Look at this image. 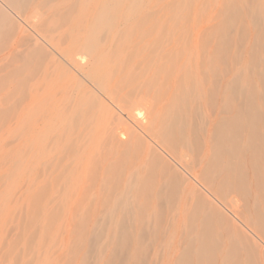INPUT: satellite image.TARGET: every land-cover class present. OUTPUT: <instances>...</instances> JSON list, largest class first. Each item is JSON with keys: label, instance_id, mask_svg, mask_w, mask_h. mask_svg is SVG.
Segmentation results:
<instances>
[{"label": "rangeland", "instance_id": "obj_1", "mask_svg": "<svg viewBox=\"0 0 264 264\" xmlns=\"http://www.w3.org/2000/svg\"><path fill=\"white\" fill-rule=\"evenodd\" d=\"M87 1L0 0V264H264V0H107L117 9L102 32L93 19L101 1L77 14ZM91 21L93 32L107 34L96 33L97 49L105 42L121 54L118 94L131 93L154 133H141L135 154L127 134L108 133L77 160L73 146L70 163L52 134L44 143L50 137L56 149L51 141L29 146L27 78L34 71L49 85L42 72L51 58L48 73H73L62 55L88 56L74 39L88 35ZM145 80L149 89L138 86ZM166 105L187 126L177 128L170 151L157 118ZM235 111L246 128L226 123ZM150 146L187 178L173 194L136 193L134 172L148 175ZM154 175L160 184L168 179L161 162ZM203 216L211 217L207 237Z\"/></svg>", "mask_w": 264, "mask_h": 264}, {"label": "bare ground", "instance_id": "obj_2", "mask_svg": "<svg viewBox=\"0 0 264 264\" xmlns=\"http://www.w3.org/2000/svg\"><path fill=\"white\" fill-rule=\"evenodd\" d=\"M99 1H101V3H100V5H97V6H96V2L93 0H88L87 3H85L88 6H86V5L84 6L82 3L81 4L82 7L79 5V7H81V9L78 8V10H80V11L77 12V14L79 13V15H83V13H82V12H84L83 10H85L88 7L85 10L86 11L85 13L89 15V12H90L88 10V9H90L89 4L90 3L93 4V2H95L93 4V7L95 5V8L96 7L97 8L95 11V17L93 16L94 17L93 19L98 20L100 30L99 29H97V30L99 32H102L101 30H104L103 28H105V29L108 28V26L105 27V24L108 23V19H109L110 14L114 13L117 8L115 6H112L111 3L108 2L107 0H99ZM82 8H84V9H82ZM91 9H92V6H91ZM80 12L82 14H80ZM90 16L85 15L83 17L84 18L88 17L91 20L92 16L91 17ZM93 19H92V21H93ZM92 21H91V23L89 22L90 24L86 25V27H85V29L88 32V35L83 39L80 38V40L74 39V43H77V45L80 49L87 50L88 56H84V57H88V60H86V61L84 60L85 62H82V59L84 58L83 57L81 59L79 58L81 61L77 62L73 58L74 54H63L62 56L65 59V62L73 69V73H71L72 71L65 69V71H68V72H60L59 71V72L51 75L50 73H48L49 72L48 70L51 68V65H50L51 61H52L53 65L55 63H57L56 59L51 58L49 66H46L44 73L42 72L43 75L45 74L46 76H49V80H48L49 85L47 84V80L43 81L44 79H38L39 78L38 76H37V79L35 80V75H33L35 72L33 71L34 72L33 73L31 71V69L34 68L32 65H31V69L29 67L30 72H32V73H31V75H28L29 79L27 78L28 87H29V91H30V97H29L30 100H29V109H28V122L30 124L29 125L30 126V131H29L30 132V137H29L30 138V144H29V146L31 147V149L32 148L34 149V147L38 144L40 146V149H41L42 145L45 144L44 143V140H46L44 138L45 135L47 134L46 136L48 138L49 134H52L51 137L53 136L54 141H56V143H57V147H58L57 150L60 154L61 159L64 158L65 162H66V160L67 161L70 160L69 161L70 163L72 162L73 157H75L74 159L77 160V159H79V156H83L82 152H88V154H91V153L95 152L96 147L99 149V146L101 144V141L99 140V138H101L104 135H107L108 133L111 134V133H114L116 131H119L120 133L123 132V133L127 134L129 140L127 141L126 144L133 154H135V152H133V151L140 150L141 146L143 145L144 139H143L141 133H143V135H144V133L146 135V132L148 134L150 133V135H151V133H154L153 128L150 127V124L148 122L145 123L146 121L143 120V117H142V114L140 113V111H134L135 105L132 104L129 100L132 96V95H130L131 93H129V95H128V93L122 94L124 97L121 96L120 94H118L117 87H116L117 83H115L116 79L113 80V78L115 76L120 75L121 71H119V70L122 69L121 67L123 65L122 64L123 60H121L122 58L119 57V55H121V54L119 53V55H118L116 50H113L115 52H111V53L112 54L114 53L116 55H112L109 52L110 48L108 49L109 51H107V49L105 48V46H107V45H104L105 42H103L104 47H102V49L99 51V49L101 48V45H102L101 44L102 41L100 42V41H98V39H100L99 38L100 36L103 37L105 35V33L103 31L104 35L100 34L99 32H97V30L95 32H93L94 29L92 27V25H93ZM103 25H104V27H103ZM151 30L152 29H150L149 31H151ZM96 33L100 34V36L96 35ZM106 35L104 36V38L106 37ZM104 38H103V40H104ZM119 40H121V39H119ZM96 42L100 46L99 49H97L99 46H97L98 44H96ZM96 49H97V51H96ZM112 49L113 48H111V50ZM34 63H36V62H34ZM167 69H169V67H167ZM43 70H44V68H43ZM39 72L40 71H38V73ZM146 73H147L146 69L143 68L138 73V75L141 78H143V76H145ZM42 74H40V75H42ZM46 78H48V77H46ZM112 80H113V82H112ZM118 80H119V77L116 80V82H118ZM57 84H64V85L62 88H59V87L55 88L54 86H56ZM139 84H140V85H138L139 87H141V88L143 87L145 89H149L150 87H148V86H151V84L148 82V80H145L144 82L140 81ZM99 95L107 96L111 100H113L112 102H115V104L117 106V110L122 112V114L124 113L126 118H122L120 116V113H119V116H117V117L112 116V114L109 112L106 105L99 98ZM125 98H127V99H125ZM170 109H171V107L169 105H166L164 107V109L161 112H159V114L157 116V118L161 124V129H160L161 132L160 133L163 135V138H164L163 143H167L169 145V147L167 148L168 151H170L171 146L176 141L177 128H182V130L184 131L187 127L185 123H182V121L180 122V120H178L177 118L170 117V114H169ZM245 118H247V117H245L244 113L235 111L234 116L228 118L226 120V123L227 124H233L238 129L240 127L242 129L244 127V124H245V128H246L247 123H245ZM247 121H248V119H247ZM249 123H250V121H249ZM251 123H250V126L251 125L253 126V124H251ZM252 126H251V128H252ZM255 127L253 126V128H255ZM247 129H248V125H247ZM249 130L250 129H248V131ZM254 130H252V129L250 130V134L252 136H254V133H253ZM254 132H256V131H254ZM157 133H155V134H157ZM36 134L38 136H40V137H38L40 144L37 143L38 141L35 139L37 136ZM90 135L92 136V138L88 141V143H86L84 141V138L87 136H90ZM255 135H256V133H255ZM74 137H76V138H74ZM94 138H97V140H94ZM252 139H253V137H252ZM48 141L49 142L51 141L50 137H49V140H47V142ZM47 142H46L44 148L47 147L46 146ZM51 142H53V140ZM53 143H55V142H53ZM53 143H51V144H53ZM56 143L54 145V147H55L54 149L57 148ZM161 145H163V144L161 143ZM49 146H50V144H49ZM73 146H76L77 148L80 149V150H78L76 148L77 151H79V153L74 151V153H78L79 155L78 154L75 155L74 153H73L74 156L69 155V151L71 153L73 150L72 148H74ZM52 147H53V145H52ZM118 149H120V148H118ZM58 152H57V154H58ZM128 152L129 151H127L126 153H128ZM158 152L159 151H155V148H153L152 146L149 147V153H150V155H152V159H151L148 175L144 176L141 174L140 171L134 172L135 177H136V179H135L136 182H134V184H136V193L137 194L150 195V194H152V189H154V193L156 196L165 197V196H167L166 193L173 194L176 191V189L179 187V181H180V184H182L183 180L184 181L187 180L185 174L181 170H179L172 163H169L168 160L165 159V156H163L162 154H160ZM94 154H96V153H94ZM121 154H123V151L120 153V157H123V155L121 156ZM124 154H125V152H124ZM124 157L126 158L125 155H124ZM64 159H63V161H64ZM85 159L89 160L86 157H85ZM119 159H120V161L122 160V158H119ZM81 160H82V158H81ZM85 162H86V160L83 163H85ZM158 162H161L162 171H166V176L168 177V179L163 184H160L158 181L159 178H157L154 175L156 167L158 165ZM117 163H119V162H117ZM115 164H116V162H115ZM77 166L79 167V164ZM81 167L82 166H80V169H81ZM183 167H184V169L187 168V164L183 163ZM69 169L67 168L68 171H69ZM109 169L111 170L113 168L109 167ZM116 169H117V167H116ZM65 170H66V168H65ZM71 170L72 169H70V171ZM66 173H67V171H66ZM70 173L72 174V172H70ZM84 173H86V172H84ZM65 174L63 175V177L65 176ZM82 174L83 173H81V175ZM134 174L132 175L133 178H134ZM79 175L78 176L76 175V177H79ZM86 175H84V176H86ZM61 176H62V173H61ZM68 176H69V173L66 176L67 180L65 182L62 180V177H60V174L55 180L54 179L53 180L57 183V185L58 184L60 185V182H64L67 185V183L70 180H72V178L70 176L69 177ZM63 179H65V177ZM153 179H157L156 182H154ZM201 181L202 182L204 181V183H206L205 178H204V180H201ZM61 184H63V183H61ZM52 185L55 186V184H52ZM230 185H232V183ZM58 186L56 187L57 192H58ZM165 188H167L166 193H165ZM203 199H205V198L199 197V202L202 203ZM213 207L214 206H212V210H213ZM197 215L199 216L198 211H197ZM201 219H202V225L205 228L203 236L207 237L209 234V229H208V227H206V225H208V223L210 222L211 217L210 216L209 217L203 216Z\"/></svg>", "mask_w": 264, "mask_h": 264}]
</instances>
